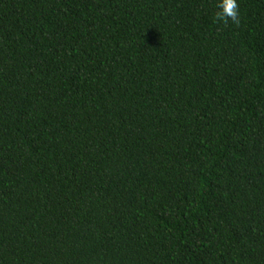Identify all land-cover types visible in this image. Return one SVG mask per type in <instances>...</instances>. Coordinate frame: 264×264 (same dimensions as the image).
<instances>
[{
  "label": "trees",
  "instance_id": "obj_1",
  "mask_svg": "<svg viewBox=\"0 0 264 264\" xmlns=\"http://www.w3.org/2000/svg\"><path fill=\"white\" fill-rule=\"evenodd\" d=\"M0 0V264H264V0Z\"/></svg>",
  "mask_w": 264,
  "mask_h": 264
},
{
  "label": "clouds",
  "instance_id": "obj_2",
  "mask_svg": "<svg viewBox=\"0 0 264 264\" xmlns=\"http://www.w3.org/2000/svg\"><path fill=\"white\" fill-rule=\"evenodd\" d=\"M218 11L215 19L219 22L227 23L231 21L238 24L240 21V9L238 0H217Z\"/></svg>",
  "mask_w": 264,
  "mask_h": 264
}]
</instances>
